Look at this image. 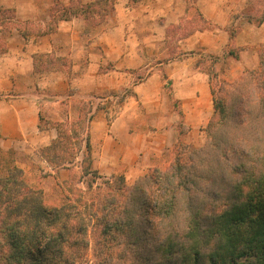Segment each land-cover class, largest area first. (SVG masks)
<instances>
[{
    "label": "trees",
    "instance_id": "trees-1",
    "mask_svg": "<svg viewBox=\"0 0 264 264\" xmlns=\"http://www.w3.org/2000/svg\"><path fill=\"white\" fill-rule=\"evenodd\" d=\"M73 1L62 10L56 4L55 21L107 15L110 0H94L85 8L78 6L80 0L73 7ZM9 25H18L14 13L0 9V35L10 34ZM52 30L49 27L37 35ZM1 43L0 51L5 49ZM51 56L36 59L41 57L43 63ZM254 74L264 91L263 62ZM212 95L208 145L188 154L181 146L168 170L152 168L131 187L124 176L113 177L103 187L91 183L83 190L78 186L94 173L92 108L83 142V176L76 186L72 174L62 183L67 203L60 207L46 204L43 191L29 187L23 170L12 165L11 150L0 149V264H74L78 257L74 249L88 248L92 236L96 244L111 238L127 241L151 264H264V125L252 124L255 119L264 122V97L233 128L213 89ZM55 125L58 139L42 148V157L54 169L71 170L82 145L70 135L73 123ZM261 141L263 145L256 144ZM202 181L208 183L205 188Z\"/></svg>",
    "mask_w": 264,
    "mask_h": 264
},
{
    "label": "crops",
    "instance_id": "crops-1",
    "mask_svg": "<svg viewBox=\"0 0 264 264\" xmlns=\"http://www.w3.org/2000/svg\"><path fill=\"white\" fill-rule=\"evenodd\" d=\"M220 1L203 0L201 6L208 19L219 25L226 14ZM57 3L68 6L71 0H0V9L12 11L18 22L14 31L3 42L5 49L0 51V147L4 151H10L15 146L22 145L28 155L29 170L39 163V167L46 173L49 170L52 175L59 174L60 182L63 183L69 180L71 170H53L38 156L37 150L48 147L58 136L56 129L40 128L43 118L42 104L49 102L47 98H54L60 104L63 99L75 97L68 95L70 88L83 95L105 94L107 97L101 100L106 102L117 99L115 94L122 92L125 86L123 72L140 70L148 64L149 59L144 54L145 45L159 52L161 46L158 42L165 39L162 35L167 27L180 24L185 18L191 19L193 10L200 13V0H116L111 12L114 24L109 26L108 15L106 23L98 25L94 30L99 32L98 40L89 42L84 39L85 20L72 17L69 20L55 21ZM155 19L164 20V24L158 28ZM49 27L53 28L50 33L37 35V32ZM209 38V34L197 30L187 39H182L178 49L189 57L157 63L150 70L147 79L148 85L153 84L156 87L149 90L147 96H151L152 91L161 96L162 66L171 81L176 83L180 78L190 80L189 74L176 70L185 63L192 64V69L200 57V52L215 53L217 49L208 43ZM42 54H54L61 60L68 58V66L62 62L61 67L55 68L49 74H42L36 71V56ZM100 65L113 66L112 71L106 75L109 84L108 81L103 84V78L95 71V67ZM193 71L196 72V68L191 72ZM133 75L130 74V78ZM199 87L200 85H185L183 90L179 88L177 98L182 102L185 114L187 97L195 95ZM201 88L204 100L209 101L212 97L209 85L204 83ZM141 90L139 87L135 88L139 96ZM184 90H188L189 94L186 95ZM47 91L57 93L49 97ZM134 104V100L122 104L115 116L114 107H102L95 109L93 113V166L105 176H128L131 173L139 177L156 164V159H152L154 155L150 154L152 146L156 148L154 136L146 132L139 133L135 129L138 118L133 112ZM195 110L200 112V104H196ZM165 148V140H162L160 147L155 150L156 156L164 153Z\"/></svg>",
    "mask_w": 264,
    "mask_h": 264
},
{
    "label": "rangeland",
    "instance_id": "rangeland-1",
    "mask_svg": "<svg viewBox=\"0 0 264 264\" xmlns=\"http://www.w3.org/2000/svg\"><path fill=\"white\" fill-rule=\"evenodd\" d=\"M92 1L94 0H80L78 6L83 4L85 8ZM115 1L110 0L107 3V15L101 12V17L81 18L83 21L85 20V41L98 40L99 32L98 30L97 32L94 30L99 27L98 25L106 23L108 15L109 26L114 24L115 21L111 17V12L113 11ZM77 2L78 0H74L72 6L76 7ZM202 3L203 0H200V13L193 10L190 16L191 19L185 18L180 24L167 27L165 33L162 35L165 39L158 42L161 46L159 52L155 48L146 47L147 45H145L144 54L149 59L148 64L144 65L140 70L123 72L122 77L125 86L122 92L117 95L115 94V98L118 97L117 99L106 102L101 100L107 97L105 94L83 95L70 88L68 95H75V97L63 99L60 104L56 103L58 101L54 98H47L46 100L49 102L42 104L43 127L52 126L51 128H53V126H56V123L60 122H64L65 124L73 123L75 126L74 132H71L70 135L74 140L73 142H79L80 146L82 145V153L78 154L76 163L71 168V174L73 175L71 182L75 186L80 177L83 176L82 163L86 154L85 143L83 142L87 138L89 127L87 120L92 108L95 111V109H101L102 107H114L113 116H115V112L119 110L122 104L134 100L133 112L138 118L136 119L135 129L139 133L144 134L146 132L154 136L156 148L152 146L150 154L154 155V157L151 156L152 159H156V164L150 169L160 168L168 170L174 163L178 149L181 146L184 147L185 145L184 150L188 154V152L194 149L201 150L210 141L207 126L214 115V99L212 95L209 101L206 102L204 100L201 88L204 83L209 85L211 93L213 89L216 97L223 102L228 117L227 123L233 128L240 126L239 124L243 120V113L245 111H254L255 106L257 107L263 101L264 91L259 89L260 78L257 76L258 74H252L261 70L262 62L264 63V23L259 24L262 12H264V3L252 0H240L239 3L231 0H221L220 3L224 6L226 12L221 18V25L212 19H208L201 9ZM63 6L60 3L57 8L62 10ZM154 22L158 24V28L164 24V20L155 19ZM8 27V31L11 33L16 26L9 25ZM197 29H200L201 33L206 32V34H209L208 43L216 48L217 51L215 53L200 52V57H198L194 65L195 67L193 66L192 68H196V72H191L192 64L188 65L186 63L184 64L185 66L183 65L176 70L179 73L189 74L188 78L190 80L180 78V81L175 83L167 77L164 66H162L160 68L162 81L161 96L154 94L155 91H152L151 96H147V92L154 90L153 87H156L153 84L148 85L147 79L150 75V70L157 63H167L169 60L175 58L184 60L189 57L178 48L182 44V39H187ZM8 35L10 34L7 32L1 33L0 45L2 44L1 40L4 42ZM41 59V57H37L36 59V71L42 74L51 73L55 68L61 67L62 62L68 66V58L63 59V61L56 58L54 54L49 58H44L42 60L43 63ZM112 67V65L95 67V71L103 78V84L108 81L109 78L106 75L112 71ZM130 74H134L132 78H130ZM109 83L110 81H108ZM185 85H200L195 95L187 97L188 102L186 104L188 106L186 107V114L184 113L182 102L177 98L179 88L183 90ZM136 87H139L140 90L144 88L141 90L140 96L135 92ZM56 93L53 91L46 92L49 97ZM185 93L188 95V90ZM196 104H200V112L195 110ZM248 122L250 121L247 120V124ZM252 124L254 127L259 125L262 128L264 122L255 119ZM56 131L59 136L57 129ZM58 136L56 139H58ZM161 136H163L162 139ZM232 138L235 139L236 137L232 136ZM162 140H165L166 148L164 153H159V157H157L155 150L160 147ZM262 142L256 144L263 145L261 144ZM77 148L75 152H77ZM263 148L264 146H262ZM0 149L3 150L1 147ZM37 152L38 156L42 157V148L38 149ZM11 158L12 165H16L23 170L28 186L35 190L40 189L43 191L46 204L60 207L67 203L65 192L63 193L60 188L62 182H60L59 174L52 175L53 173L51 174L49 170L46 173L44 169L39 167V163L35 164L34 169L29 170L27 166L29 163L28 155L23 150L22 145L15 146L14 150H11ZM48 165L53 170H58L54 169L49 163ZM91 169L94 171L93 175L85 177L83 180L81 179L83 183L78 184L83 190H87L88 185L91 183H93L95 188L96 186L103 187V183L112 180L113 177L124 176L121 174L105 176L95 170L93 165ZM143 176L135 177L129 173L128 176H124L125 183L129 187L134 186ZM42 179L45 180L43 181ZM207 184L206 181H202V188H205ZM73 198H75L74 195ZM89 239L90 245L88 248L78 251L74 249V252L78 253L77 261L74 264H151L145 263L139 252L136 249L134 250L127 241L122 243L118 239L111 238L107 242L96 244V236L95 240L93 236Z\"/></svg>",
    "mask_w": 264,
    "mask_h": 264
}]
</instances>
